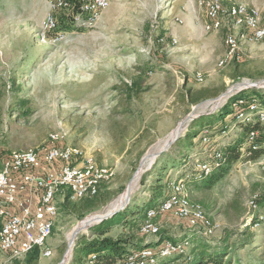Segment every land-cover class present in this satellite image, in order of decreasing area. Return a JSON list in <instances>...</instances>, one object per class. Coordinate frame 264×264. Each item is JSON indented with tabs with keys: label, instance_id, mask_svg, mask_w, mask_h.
<instances>
[{
	"label": "rangeland",
	"instance_id": "obj_1",
	"mask_svg": "<svg viewBox=\"0 0 264 264\" xmlns=\"http://www.w3.org/2000/svg\"><path fill=\"white\" fill-rule=\"evenodd\" d=\"M52 1L0 0V163L11 151L44 145L50 134L60 132L65 135L64 142L81 146L99 164L113 169V177L99 187L103 201L96 209L81 212L58 200V216L49 238L54 255H41L40 264H58L65 257L64 262L72 264L77 238L88 234L92 225L83 226L85 218L109 211L113 201L126 192L142 159L162 149L174 131L179 130L173 143L157 157L154 154L126 207L148 201L151 185L158 177L164 194L168 193L169 181L189 167H198L202 160L212 161L216 148L241 131L233 124V114L224 109L229 103L226 99L238 92L221 99L219 96L238 82L242 87L247 81L264 80V39L252 42L241 38L239 58L220 67L218 61L226 53L231 25L205 31L199 0H111L101 20L92 27L73 24V10H64L57 14V29L43 32L41 22L51 11ZM177 16L182 17V23L176 21ZM168 31L178 39L174 46L173 34ZM235 32L241 36L245 30ZM57 34L61 37L55 41ZM163 36L173 47L162 44ZM174 47H182L181 61L216 64L206 69L194 66L190 72L175 67L170 61H178L180 56L172 51ZM168 62L172 68L164 66ZM198 71L204 74L202 81L196 78ZM165 75L170 76V83ZM164 84H170L169 93L164 92ZM184 87L209 89L215 95L189 104L180 96ZM251 88L264 89L255 86L241 91L251 94ZM214 116L217 120L212 122ZM195 122L206 129L192 139L186 149L190 156L184 161L175 154L184 148ZM263 159L241 157L211 186L204 180L187 183L190 200L201 205L217 226L213 234L206 236L167 214L157 218L162 236L188 237L191 254L193 247L203 243L212 250L227 245L226 260L231 258V264H264L263 229L247 226V221L255 217L252 204L264 196ZM162 160L169 164L159 173L161 166L157 164ZM77 227L82 229L67 258L69 235ZM147 239L153 237H144ZM23 258L6 255L0 264H15ZM186 260L180 257L176 264H186Z\"/></svg>",
	"mask_w": 264,
	"mask_h": 264
},
{
	"label": "built area",
	"instance_id": "obj_2",
	"mask_svg": "<svg viewBox=\"0 0 264 264\" xmlns=\"http://www.w3.org/2000/svg\"><path fill=\"white\" fill-rule=\"evenodd\" d=\"M110 4L111 0H53L51 11L41 22V29L43 32L55 31L57 13L64 10H73V24L92 27L101 20ZM198 5L204 12L205 31H219L225 25H231L226 35L227 50L218 61V66L224 67L239 58L241 38L252 42L264 39V9L246 3L228 6L222 0H199ZM176 21L182 23L183 19L177 16ZM236 29H244L245 32L239 36ZM60 34L55 35L53 40L57 41ZM160 41L165 47L178 43L175 35H171L173 46H170L167 36L161 37ZM196 78L202 81L204 74L198 71ZM245 103L248 105L242 107ZM233 106L241 121H260L264 125V103L259 98L248 102L239 99ZM257 135L256 131H252L247 142H253ZM64 138L65 135L60 132L52 133L44 145L13 150L3 159L0 169V259L6 255L25 257L35 247L39 248L40 256H53L54 249L49 238L58 216V200L68 196L72 201H78L93 196L104 181L113 177L111 167L99 164L81 146L64 142ZM203 139L207 140L208 136ZM241 149L244 150L245 146ZM213 156L221 158V151L215 150ZM261 164L264 169V159ZM196 168L209 173L212 167L208 162L201 161ZM168 185L167 197L157 209L148 210L141 226V232L146 237H153L146 241L159 240L161 225L157 218L167 214L185 221L206 236L213 234L217 226L206 216L201 205L190 200L186 179L176 178ZM252 208L258 209V205L254 202ZM255 225L261 226L264 232V213L257 216ZM191 246L188 237L164 239L156 246L132 250L126 264H153L158 255L172 257L182 254L190 257Z\"/></svg>",
	"mask_w": 264,
	"mask_h": 264
},
{
	"label": "trees",
	"instance_id": "obj_3",
	"mask_svg": "<svg viewBox=\"0 0 264 264\" xmlns=\"http://www.w3.org/2000/svg\"><path fill=\"white\" fill-rule=\"evenodd\" d=\"M75 1V0H70ZM58 14V13H57ZM254 91L251 94L246 93L245 90L233 94L228 99L224 107L227 114H233L235 121L234 125L239 127V131L231 141L221 145L216 150H220L222 157H213L212 161L208 162L211 165V171L204 173L202 170L189 167L186 172L179 175L178 178H185L187 183L192 181L204 180L205 184L211 186L214 182L224 177L241 157L245 159H258L264 156V125L260 121L244 122L238 117V111L234 109L233 104L239 99L245 101H251L253 98H259L264 101V89L258 91L255 88H251ZM209 89H194L192 87H184L180 96L184 101L189 104H198L202 102L206 97H209ZM230 100V101H229ZM245 103L242 107L247 106ZM225 116L221 115L220 119ZM216 116L213 117L214 122ZM218 118V117H217ZM206 127L203 124L195 122L191 126V131L188 134L186 144L184 148L177 150L175 154L182 160L188 158L187 147L192 144V139L203 134ZM252 131H256L258 135L255 140L251 143L247 142V137ZM205 135H203L204 137ZM202 137V138H203ZM245 146L242 150L241 147ZM185 161V160H184ZM177 161L172 163V168ZM168 161H160L157 165L161 168L158 172H162L163 168L168 166ZM181 164V163H180ZM156 165V166H157ZM2 163H0L1 169ZM161 176V174H159ZM145 180V174L142 176V181ZM161 178L155 181L151 186V194L148 201L142 205H135L126 207V209L116 213L112 217L103 220L102 222L90 227L88 234H81L74 246L72 254V264H126L128 255L134 249H141L148 246H156L162 240L166 239L162 236V231L159 232V240L147 242L144 240V235L141 232V226L146 219V215L149 209L158 208L162 201L167 197V193L164 194V185L160 183ZM168 184V183H167ZM103 195L101 191L97 194L89 197L82 198L81 203H74L66 196L63 199V206L68 207L72 205V208L78 209L81 212H90L96 209L103 201ZM255 203L258 205V209H253L255 217L251 222L247 221V226L253 227L257 223V216L264 213V196H259L255 199ZM121 230V231H119ZM203 243L198 247H193V253H190V257L182 254L174 255L172 257L157 256L156 262L153 264H176V261L180 257L187 258L186 264H231L232 259L226 260L228 246L224 245L221 249H214ZM15 264H40V251L39 248L35 247L31 250L22 260H16Z\"/></svg>",
	"mask_w": 264,
	"mask_h": 264
},
{
	"label": "bare ground",
	"instance_id": "obj_4",
	"mask_svg": "<svg viewBox=\"0 0 264 264\" xmlns=\"http://www.w3.org/2000/svg\"><path fill=\"white\" fill-rule=\"evenodd\" d=\"M251 81H247V85H250ZM246 85V84H245ZM240 86V85H239ZM242 87H245L244 85ZM240 88V87H238ZM231 93V92H230ZM230 93H227V95H224L222 98L228 96V94ZM221 98V97H220ZM216 102H218V100L216 99ZM220 102V101H219ZM218 102V103H219ZM179 132V130L177 129L176 131H174V133H172V135H170L166 140H165V144L163 146H161V148L165 147L166 144L169 142V141H172V139L176 136V134ZM160 149V148H159ZM156 150V149H155ZM156 152H150L148 153L145 157H144V160L142 162V165L140 166V169L137 171L135 177L133 178V180L130 182V184L128 185V188L126 190V192L119 198H117L115 201H113L112 205L110 206V210L109 211H106V212H98V213H94V214H91L89 216H87L85 218V220L83 221V226H88L89 224H93L94 222L96 221H99L100 218L104 215L107 214V212H111V211H114V210H117L120 206L122 207L123 204H125V202L128 200V198L130 197V194L132 192V190L134 189V187L137 185V183L139 182L140 180V177L142 175V172L146 169V166L151 163L153 160H154V154ZM120 207V208H121ZM82 226V227H83ZM90 226V225H89ZM82 227H77L74 229L75 232L77 231H81ZM74 231L69 235V251L67 253V258H70L71 256V248L73 246V243H72V235L74 233ZM66 255V254H65ZM66 259V257H65ZM64 259V260H65Z\"/></svg>",
	"mask_w": 264,
	"mask_h": 264
},
{
	"label": "crops",
	"instance_id": "obj_5",
	"mask_svg": "<svg viewBox=\"0 0 264 264\" xmlns=\"http://www.w3.org/2000/svg\"><path fill=\"white\" fill-rule=\"evenodd\" d=\"M224 2V4L226 3V5H234V4H238V3H246L249 4L251 6H255L259 9H264V0H222ZM173 34V31H168L167 34ZM174 35V34H173ZM173 52L176 51V55H178V61H170L172 63H174L175 67H179L185 70H188L189 72L192 70V68H194V66H198V67H203V68H212L214 67V65L216 64V61H181V52H182V47H174V49L172 50ZM180 60V61H179ZM165 63L164 66L168 67V68H172L171 67V63ZM166 77H164V79H166V82L170 83V76L165 75ZM164 87V92L166 90V93L170 92V84H168V86L166 84L163 85ZM166 88V89H165ZM168 88V89H167Z\"/></svg>",
	"mask_w": 264,
	"mask_h": 264
},
{
	"label": "water",
	"instance_id": "obj_6",
	"mask_svg": "<svg viewBox=\"0 0 264 264\" xmlns=\"http://www.w3.org/2000/svg\"><path fill=\"white\" fill-rule=\"evenodd\" d=\"M241 83H242V82H238V83L234 84L230 89L228 88V90H227L226 92H224L223 94H221L219 97L222 98L224 95H227V93H230V92H231V94H233L234 92H238V91H240V90H242V89H244V88L255 87V86H261V87L263 86V87H264V80H261V81H259V82H251L250 85H247V86H245V87H240V88H238V86H239ZM231 94H228V95H231ZM219 97H218V98H219ZM221 98H220V99H221ZM172 143H173V141H169V142L166 144L165 147H163V148L160 149L158 152H156V157H157L159 154H161L164 150H166V149H167ZM143 160H144V158H143L142 161H141V165H142ZM149 167H150V166H149ZM129 201H130V197L128 198V200H127V202H126V204H125L124 206H122L121 208H119V209H117V210H114V211H111V212L107 213L106 215L102 216V217L100 218V220L98 221V223L102 222V221L105 220V219H108V218L112 217V216L115 215L116 213H118V212H120L121 210H123V209L127 206V204L129 203ZM96 223H97V222H96ZM94 224H95V223H94ZM94 224H92V225H94ZM92 225H90V226H92ZM90 226H89V227H90ZM79 231H80V230H79ZM79 231H77V232L74 231V233H73V235H72V243H73V246H74L75 238H76L77 234L79 233ZM68 245H69V244H68ZM73 246H72V248H71V254H72ZM64 259H65V258H63V260H61V262H59L58 264H66V262H64V261H65Z\"/></svg>",
	"mask_w": 264,
	"mask_h": 264
}]
</instances>
